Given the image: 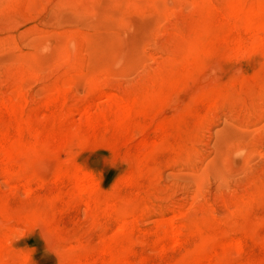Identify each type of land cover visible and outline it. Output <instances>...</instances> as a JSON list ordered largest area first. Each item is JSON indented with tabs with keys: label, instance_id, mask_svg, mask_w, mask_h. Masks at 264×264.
Listing matches in <instances>:
<instances>
[{
	"label": "rangeland",
	"instance_id": "obj_1",
	"mask_svg": "<svg viewBox=\"0 0 264 264\" xmlns=\"http://www.w3.org/2000/svg\"><path fill=\"white\" fill-rule=\"evenodd\" d=\"M255 2L0 0L6 264H264Z\"/></svg>",
	"mask_w": 264,
	"mask_h": 264
},
{
	"label": "bare ground",
	"instance_id": "obj_2",
	"mask_svg": "<svg viewBox=\"0 0 264 264\" xmlns=\"http://www.w3.org/2000/svg\"><path fill=\"white\" fill-rule=\"evenodd\" d=\"M237 8H234L233 10L234 11L233 14L235 18L237 19V21L241 24H244V26L253 33L255 42H260V41L264 42V20H261V21L254 20V16L258 12L264 10V0H256L254 8L252 7L251 9L246 10V11H243L242 8L240 9H237ZM204 56L205 55H200L199 57L202 66L209 65L213 63L214 60H216L215 56L213 57L212 55H210L203 59ZM96 72L97 71H92L89 77L94 76ZM24 81H26L25 77H23V83ZM206 96L213 102V104L219 103L221 99V96L217 93L209 92L206 94ZM111 100L117 103L121 101L122 99H119L117 97H111ZM130 106H131L130 102L126 103L125 110H129ZM16 150H17V146L13 144L10 146L8 153L11 154L15 152ZM46 157H47V154L35 153V152H31L30 150H25V152H23V157H22L23 160L20 162L21 170H23V172L25 171L31 172L33 175L37 174L38 171L44 168L43 159H45ZM88 177L89 175L87 173L83 174L82 176L77 175L76 179L78 181V184L76 188L79 189L82 193L92 194V191H93L92 186H88L84 184V181L87 180ZM176 232L178 233L180 231H175V234ZM124 252L125 250H119L113 253L112 254L113 261L114 260L119 261L123 259ZM3 253H4V246L2 245L0 241V264H6V260H5V257L3 256Z\"/></svg>",
	"mask_w": 264,
	"mask_h": 264
}]
</instances>
